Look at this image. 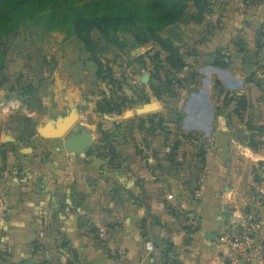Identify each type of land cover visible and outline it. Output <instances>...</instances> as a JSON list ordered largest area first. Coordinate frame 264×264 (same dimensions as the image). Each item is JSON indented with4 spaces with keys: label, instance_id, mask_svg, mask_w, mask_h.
I'll list each match as a JSON object with an SVG mask.
<instances>
[{
    "label": "crops",
    "instance_id": "0c3cea01",
    "mask_svg": "<svg viewBox=\"0 0 264 264\" xmlns=\"http://www.w3.org/2000/svg\"><path fill=\"white\" fill-rule=\"evenodd\" d=\"M243 2L252 18H247L246 25L239 29L223 32L225 45L233 44L237 56L252 49L251 46L256 49L264 45V0ZM217 30L211 24L208 36L202 40L208 47L203 49L198 45L191 53L197 71L188 75L195 74L191 80L200 81L201 85L186 104L182 102L179 107L183 133L209 136L214 141L216 149L209 156H200L198 152L197 156H178V149L186 142L184 139L178 140V148L173 152L165 135L154 134H150V142L142 146L147 154L133 151V140L128 136L135 134L140 118L144 122L140 128L145 127V137L147 130L154 129L147 125V119L161 118L164 129L169 131L165 123L174 124L178 117L173 115L165 120L160 110L162 100L154 94L140 103L128 104L120 112L104 113L111 120L124 119L128 125L129 143L114 136L115 156L95 153L56 156L49 164L33 156L34 165L28 166L27 158L32 156H21V149L16 148V137L7 136L0 129L2 264H65L68 261L74 264H166L163 251L168 246H172L170 258L177 264H238L227 260L219 236L232 223H248L250 214L245 207L255 202V195L247 189H253L251 184L255 182L253 166L257 162L264 164V62L244 57L240 58L241 62L217 65L216 62L225 57L212 49L215 44L211 41ZM237 36L239 38L234 39ZM93 65L97 69V65ZM188 66L186 61L178 77H183ZM142 79L151 80L148 74H143ZM228 92L247 100V108L241 115L234 111L235 102L225 105ZM215 93L217 99H222L216 106ZM77 110L80 116L79 108ZM229 116H236L234 124H229L232 120ZM238 130L241 134L236 133ZM91 136L93 143L94 135ZM162 136L167 140L165 146L159 141ZM235 138L244 148V151L238 148L242 153H246V148L256 156H233L238 153L237 146H232ZM157 143L164 148L159 146L149 156ZM163 150L172 155L158 153ZM85 156L91 160L88 165L74 163L86 159ZM183 159L189 160L184 162L188 174L175 169L176 163ZM155 161L154 166L151 162ZM189 170L191 178H187ZM185 179L192 182L187 185ZM256 185L264 189L263 181L259 182L260 186ZM175 209L187 211L191 223L195 220L192 231L187 230V217L174 212ZM258 239L264 244V240Z\"/></svg>",
    "mask_w": 264,
    "mask_h": 264
},
{
    "label": "rangeland",
    "instance_id": "374dc122",
    "mask_svg": "<svg viewBox=\"0 0 264 264\" xmlns=\"http://www.w3.org/2000/svg\"><path fill=\"white\" fill-rule=\"evenodd\" d=\"M77 1L79 5L89 3V0ZM181 1L188 5V12H193L192 0ZM212 2L211 12L206 15L202 24H197L183 17L178 22L158 30L159 34L164 37L169 34L173 35L190 65L188 66L189 69L184 70L183 77H178L179 74L176 73L177 77L182 79L181 86L174 85L171 94L161 98L162 107L160 110H162L161 114L164 115L165 120L173 118V115L175 118L180 116L179 107L181 103L183 102L185 105L186 100L192 96L193 91L201 85L200 81L195 82L189 79L191 76L188 74L191 71H197V66L194 64L195 59L191 53H194L198 45L199 48L203 49L208 47L207 43L202 44V40L208 36L211 24L218 29L213 36V41H211L212 44H215L212 49L217 50L220 57L225 56L224 60L228 64L234 63V61L236 63L241 62L240 58L244 57L249 61L261 60L264 62L263 44L256 49L251 46L252 49L246 50L247 52L237 56L235 46L233 44L228 46L227 43L226 45L224 43L225 34L223 32L225 30L239 29V26L246 25L247 18H252L249 8L244 5L247 3L243 0H213ZM127 4L134 8L141 6L144 10L148 0H127ZM170 6L168 7L170 8ZM162 13L163 10H159L156 15L159 16ZM48 15V10L34 14L32 17L29 15L23 19L18 29H13L9 33H6L3 28L0 29V99L2 100L0 103V129L5 135L16 137V141H18L16 148L21 149V156H32L30 159L27 158L28 166L34 165L31 160L33 156H39V162L48 164L57 159L56 156H82L70 154L66 151L63 143L65 138L61 142L59 139L45 138L39 132V127L55 123L60 118L69 116L72 108L76 107L80 110V116L68 135L87 130L94 135L91 145L92 154L115 156L116 150L112 144V141L116 140L114 136H119L123 142L127 141L126 143H129L126 134L128 125L125 124L124 119H122L123 121L119 119L111 120L108 114L99 115L94 111L95 102L103 96H111L113 91L115 95L120 94L122 98H126L129 104L140 103L148 99L150 95H153L152 79L157 70L155 64L149 59L148 52L155 54L159 51L162 58L166 56V53L154 41L142 47H135L130 43L133 41V37L126 33L121 34L122 38L129 41L124 47L107 44L100 32L94 31L93 37L98 44V48L100 47L103 50L102 52L97 50V55L104 64L102 68L103 75L98 78L96 75L98 67L96 69L93 65L92 54L85 49V46L76 36L67 34L66 30L48 28ZM244 21L245 23H243ZM238 38L239 36L234 39ZM229 40H231V37ZM219 46H222L221 49H218ZM199 51H202V49ZM143 66L145 69L142 68ZM108 70L112 71V79L110 77L104 78L105 75L107 76ZM143 70L145 71L143 72ZM143 74H148L151 80L143 81ZM155 84L157 85V82ZM217 96L216 93L213 96L215 106L222 102V99H217ZM229 118L232 119L229 124H234L236 116L234 118L229 116ZM139 122L135 134L128 136L133 140V151L135 153H145L142 146L146 142H150L149 138H152L150 134L165 135L170 146L177 140L184 139L186 142L181 145L182 148L178 149V156H197V152L200 156H209L216 149L212 144L214 141L211 137L199 134L186 137L182 125L177 127L175 121L174 124L164 122L169 131L162 128L147 130L149 136L145 134V137L143 136L145 127L140 128L142 124L144 126V122L141 118ZM148 124L151 128L149 122ZM236 133L241 134L239 130ZM159 141L160 143L163 142L164 146L167 144V140L164 141L163 136L160 137ZM232 144H234L232 146H237L235 150L238 152L234 153L233 156H256L251 155L252 153L246 148V153H242L241 150L244 151V148L236 141V138L233 139ZM121 146L123 152H125V144L123 143ZM159 146L164 148L162 144L157 143V147H154L152 152L146 150L150 152L149 156L150 154L153 155ZM262 150H264V146H262ZM158 153L163 155L166 154V151L163 150ZM170 154L166 155L170 156ZM187 159L179 160L175 169L188 174L184 163ZM89 161L91 160L87 157L86 159L75 160L74 163L88 165ZM151 164L155 166L157 161L151 162ZM256 164L252 170V177L255 180L251 184L253 189H247L248 193L255 195V202L249 203L245 207L247 213L250 214L246 224L251 228V232L254 233L257 239L264 240V189L256 185H259L261 181L264 182V164L258 162ZM260 170H262V173H260ZM187 178H191V171ZM74 179H77L76 175H74ZM186 181L187 183L192 182L191 179ZM180 210L175 209L173 211L177 213ZM179 213L187 217L188 226L192 230L195 227V220L192 223L190 222L187 211Z\"/></svg>",
    "mask_w": 264,
    "mask_h": 264
},
{
    "label": "trees",
    "instance_id": "16d2710c",
    "mask_svg": "<svg viewBox=\"0 0 264 264\" xmlns=\"http://www.w3.org/2000/svg\"><path fill=\"white\" fill-rule=\"evenodd\" d=\"M77 2V0H0V29L3 28L6 33H9L13 29H18L25 17L29 15L32 17L34 14L48 10V28H60V30H66L67 34L76 36L85 46V49L92 54L91 60L98 67L96 72L98 78L103 75L104 64L98 57L97 50L100 52L103 50L98 48L93 37L94 31L100 32L105 43L118 47H124L129 43L122 38V33L133 37V41L130 43L135 47L145 46L151 41L157 42L166 56L162 58L161 53L157 51L155 54L148 52V57L157 67L152 79V87L154 89L153 94L158 99L171 94L176 84L180 85L182 79L178 78L176 73L181 72L186 66L181 47L173 35L169 34L164 37L159 34L158 30L178 22L183 17L197 24H202L206 15L211 12L212 5V0H192L194 10L190 13L187 10L188 5L181 0H148L144 10L141 6L134 8L128 5L127 0H89L87 5H79ZM169 5H171L170 8ZM159 10H163V13L157 16L156 13ZM216 64L226 66L228 63L223 60L217 61ZM108 71L104 78L110 77L112 79V71ZM194 78L195 74H192L189 79ZM220 92L222 93L223 89H220ZM117 95L113 91L111 96H103L97 102L96 111L102 114L120 112L129 102L120 94ZM231 102L236 103L237 107L234 111L238 115H241L247 108L245 98L228 92L225 96V105ZM180 118L178 116L175 120L177 127L181 126ZM148 122L154 129H164L161 118L152 117ZM192 134H186V137H190ZM178 145L177 140L170 146L171 150L176 152ZM252 147L256 148L257 145ZM187 230L188 232L192 231L190 226L187 227ZM171 249L172 246H168L163 251V259L166 264H177L175 260L170 258ZM65 264L74 263L68 261Z\"/></svg>",
    "mask_w": 264,
    "mask_h": 264
},
{
    "label": "built area",
    "instance_id": "2783aa9c",
    "mask_svg": "<svg viewBox=\"0 0 264 264\" xmlns=\"http://www.w3.org/2000/svg\"><path fill=\"white\" fill-rule=\"evenodd\" d=\"M219 242L225 248V256L231 263L264 264V244L255 237L247 224L232 223L219 236ZM0 254V264H2Z\"/></svg>",
    "mask_w": 264,
    "mask_h": 264
},
{
    "label": "water",
    "instance_id": "95a60500",
    "mask_svg": "<svg viewBox=\"0 0 264 264\" xmlns=\"http://www.w3.org/2000/svg\"><path fill=\"white\" fill-rule=\"evenodd\" d=\"M79 118V111L73 110L71 114L65 118H60L58 121L52 124L39 127L41 136L49 139L64 140L65 149L73 154H90L92 145V136L89 131L82 130L68 135L71 129L74 127L77 119Z\"/></svg>",
    "mask_w": 264,
    "mask_h": 264
}]
</instances>
